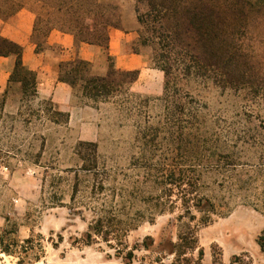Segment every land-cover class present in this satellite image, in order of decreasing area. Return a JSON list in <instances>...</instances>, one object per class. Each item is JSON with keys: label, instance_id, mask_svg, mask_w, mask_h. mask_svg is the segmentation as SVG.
Returning a JSON list of instances; mask_svg holds the SVG:
<instances>
[{"label": "rangeland", "instance_id": "1", "mask_svg": "<svg viewBox=\"0 0 264 264\" xmlns=\"http://www.w3.org/2000/svg\"><path fill=\"white\" fill-rule=\"evenodd\" d=\"M114 1L123 13V28L138 31L136 1ZM225 12L228 29L242 31L252 75L262 82V99L251 105L255 116L248 127L264 134V0H246L245 18ZM141 51L153 67V47ZM189 89L208 105L218 122L214 126L230 131L228 149L234 157H264V141L259 146L240 142L243 121L237 109L243 104L237 93L223 94L195 82ZM159 90L157 82L151 94L131 87L141 99L117 95L86 103L74 98L96 110L98 151L87 157H99L100 173L107 179L104 190L80 169V133L52 122L49 101L22 102L17 85L0 96V264H264L259 245L264 213L243 199L232 198L207 225L199 223L197 211L195 220L186 216L176 196L174 207L163 214L152 203L135 200L159 193L148 180L149 168H162L183 155L177 127L164 124V107L155 100L162 95L155 94ZM213 195L226 203L224 192L215 190ZM101 211L117 214L130 228L110 241L98 236L86 245L83 239ZM139 211L154 216L141 221L136 218Z\"/></svg>", "mask_w": 264, "mask_h": 264}, {"label": "trees", "instance_id": "2", "mask_svg": "<svg viewBox=\"0 0 264 264\" xmlns=\"http://www.w3.org/2000/svg\"><path fill=\"white\" fill-rule=\"evenodd\" d=\"M135 1L140 29L130 51L142 55L141 48L153 47V68L164 73L163 93L155 100L164 107V124L177 127L183 154L172 164L149 168L148 180L160 189L159 193L135 197V200L142 204L152 203L154 211L163 214L174 207L176 201L173 197L176 196L185 215L195 220L193 211H197L201 214L199 223L203 225H207L219 208L228 205L232 198L243 199L264 213V157H234L228 149L232 142L230 131L221 129L219 124L214 126V122H218L210 115L208 105L189 89L195 82L203 87L217 88L223 94L237 93L243 104L240 111L237 109V115L243 121L240 123V142L253 146L263 143L261 130L255 128L253 132L248 127L255 116L251 105L262 99V82L252 75L251 64L240 40L242 31L235 33L228 29L225 12L233 10L245 18L246 0H224L222 3L218 0ZM23 7L36 16L32 40L38 53L46 49L49 34L59 30L73 35L76 45H94L106 54L108 71L105 75L95 74L92 64L81 59L60 63L59 80L73 89L74 98L86 103L105 102L117 95L141 99L139 94L131 91L139 78V71L117 69L109 54L110 29H124L123 13L117 2L0 0V16L8 19ZM0 56L15 60L8 90L20 84L22 102L37 100V74L24 66L23 47L0 36ZM48 104L47 112H52V122L67 126L69 113L58 110L51 101ZM257 114L256 118H260ZM146 138L145 135L144 140ZM76 150L81 156L78 157L82 164L80 169L97 179L99 188L104 190L107 179L100 173L99 157H87L96 155L97 143L79 142ZM215 190L225 193L226 203L217 202L213 195ZM136 214L141 221L152 220L154 216L142 215L140 211ZM126 227L130 228V225L117 214L108 215L101 211L83 242L91 245L98 236L110 241ZM259 245L264 252V233L259 238Z\"/></svg>", "mask_w": 264, "mask_h": 264}, {"label": "crops", "instance_id": "3", "mask_svg": "<svg viewBox=\"0 0 264 264\" xmlns=\"http://www.w3.org/2000/svg\"><path fill=\"white\" fill-rule=\"evenodd\" d=\"M35 19V14L27 7H23L8 19L4 20L0 16V36L23 47L24 66L37 74V99L51 101L58 110L69 113L68 126L80 133L79 142L96 143V110L88 104L76 103L73 89L59 80V65L81 59L92 64L95 74L105 75L108 71L107 56L100 47L87 43L76 45L73 35L59 30H53L49 34L46 49L38 53L32 40ZM109 33V54L114 59L115 67L124 71H139V78L132 88L151 94L150 88L158 82L160 90L155 94L161 95L164 73L151 67L142 55L126 49L136 40V29L112 28ZM14 61L13 57L0 56V96L6 95ZM151 77L157 80L155 84ZM17 86L21 92L20 84Z\"/></svg>", "mask_w": 264, "mask_h": 264}]
</instances>
